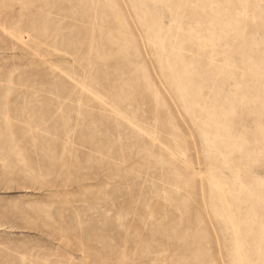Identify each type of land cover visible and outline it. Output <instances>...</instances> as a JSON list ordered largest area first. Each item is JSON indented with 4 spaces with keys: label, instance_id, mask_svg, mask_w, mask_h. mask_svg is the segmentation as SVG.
I'll list each match as a JSON object with an SVG mask.
<instances>
[{
    "label": "rangeland",
    "instance_id": "rangeland-1",
    "mask_svg": "<svg viewBox=\"0 0 264 264\" xmlns=\"http://www.w3.org/2000/svg\"><path fill=\"white\" fill-rule=\"evenodd\" d=\"M0 264H264V0H0Z\"/></svg>",
    "mask_w": 264,
    "mask_h": 264
}]
</instances>
